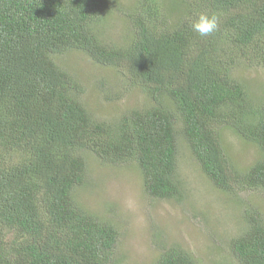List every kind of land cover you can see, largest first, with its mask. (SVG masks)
Wrapping results in <instances>:
<instances>
[{
    "label": "trees",
    "instance_id": "trees-1",
    "mask_svg": "<svg viewBox=\"0 0 264 264\" xmlns=\"http://www.w3.org/2000/svg\"><path fill=\"white\" fill-rule=\"evenodd\" d=\"M115 11L128 21L121 42L103 37ZM201 12L219 17L218 31L192 30ZM77 52L110 69L115 99L136 91L143 103L100 117L79 73L57 62ZM261 60L264 0H133L122 9L115 0H0V264H114L117 227L75 198L87 156L134 162L152 195L182 199L179 136L240 213L238 261L264 264L263 213L240 200L264 192V94L249 93L238 72ZM228 129L262 154L249 167L231 162ZM154 261L197 264L179 247Z\"/></svg>",
    "mask_w": 264,
    "mask_h": 264
},
{
    "label": "rangeland",
    "instance_id": "rangeland-1",
    "mask_svg": "<svg viewBox=\"0 0 264 264\" xmlns=\"http://www.w3.org/2000/svg\"><path fill=\"white\" fill-rule=\"evenodd\" d=\"M132 1L115 0L121 9ZM167 17L170 22L177 19L175 13ZM102 30L104 38L121 42L129 31L127 18L115 11ZM57 62L79 73L85 87L84 101L100 117L109 119L144 101V95L136 91L128 94V98L115 99L110 69L96 68L81 52L63 54ZM261 62L245 68L242 65L238 70L252 91L249 93L257 98L264 94V60ZM103 77L110 88L104 82L101 86ZM178 141L181 155L178 172L185 188L182 199L152 195L134 162L112 164L87 156L88 179L77 188L75 198L82 207L117 227L114 264H154L159 253L170 247L186 250L197 264H240L231 248V239L245 229L238 209L227 201L225 193L214 189L215 185L191 158L185 140L179 136ZM223 141L231 162L238 168L249 167L262 155L255 144L243 141L230 129L223 130ZM240 198L244 205L257 206L264 216V192L247 190Z\"/></svg>",
    "mask_w": 264,
    "mask_h": 264
},
{
    "label": "clouds",
    "instance_id": "clouds-1",
    "mask_svg": "<svg viewBox=\"0 0 264 264\" xmlns=\"http://www.w3.org/2000/svg\"><path fill=\"white\" fill-rule=\"evenodd\" d=\"M219 17L215 13L201 12L191 22V28L201 37L209 36L219 29Z\"/></svg>",
    "mask_w": 264,
    "mask_h": 264
}]
</instances>
